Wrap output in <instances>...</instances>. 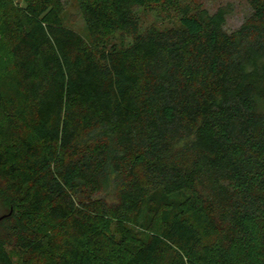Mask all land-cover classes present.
Returning a JSON list of instances; mask_svg holds the SVG:
<instances>
[{
	"label": "trees",
	"instance_id": "trees-1",
	"mask_svg": "<svg viewBox=\"0 0 264 264\" xmlns=\"http://www.w3.org/2000/svg\"><path fill=\"white\" fill-rule=\"evenodd\" d=\"M71 1L0 0V264H264V0Z\"/></svg>",
	"mask_w": 264,
	"mask_h": 264
},
{
	"label": "rangeland",
	"instance_id": "rangeland-1",
	"mask_svg": "<svg viewBox=\"0 0 264 264\" xmlns=\"http://www.w3.org/2000/svg\"><path fill=\"white\" fill-rule=\"evenodd\" d=\"M22 0H15L17 3H21ZM65 4V25L79 34H81L85 39H87V31L85 28V23L82 17L78 14L73 2L71 0H62ZM196 5H199L204 11L212 14L217 11V8L227 6L230 13L226 17V22L224 24V30L231 33L237 30L244 20L251 14V8L249 0H191ZM141 26L146 28L153 24L157 25L162 29H167L175 27L178 24L175 22H164L159 21L154 13H148L146 11L140 10L139 12ZM118 35V33L116 34ZM120 38H116L117 42L120 43ZM95 137V136H93ZM86 142V141H85ZM109 194L114 195V188L110 187Z\"/></svg>",
	"mask_w": 264,
	"mask_h": 264
},
{
	"label": "water",
	"instance_id": "water-1",
	"mask_svg": "<svg viewBox=\"0 0 264 264\" xmlns=\"http://www.w3.org/2000/svg\"><path fill=\"white\" fill-rule=\"evenodd\" d=\"M4 217H5V216H1V217H0V220H2Z\"/></svg>",
	"mask_w": 264,
	"mask_h": 264
}]
</instances>
